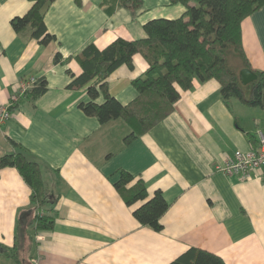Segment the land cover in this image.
I'll return each instance as SVG.
<instances>
[{
  "label": "crops",
  "instance_id": "0c3cea01",
  "mask_svg": "<svg viewBox=\"0 0 264 264\" xmlns=\"http://www.w3.org/2000/svg\"><path fill=\"white\" fill-rule=\"evenodd\" d=\"M111 3L50 2L44 22L54 38L42 45L29 29L16 33L10 24L31 2L0 0V107L8 105L10 113L0 126V155L14 152L15 142L39 163L50 195L44 213L52 215L50 229H26L31 240L17 249L20 264L34 257L39 264H168L191 247L225 264H264V169L246 179L218 170L236 150L257 146L264 107L224 101L217 80H194L167 117L126 145L123 122L101 124L80 108L90 99V83L67 86L82 72L75 55L88 44L102 49L117 37L142 38L146 21L184 11L173 0H142L134 12ZM241 33L251 68L264 72V4L242 20ZM147 66L135 54L132 68L110 74L108 92L128 103L137 95L132 80ZM40 77L47 82L43 94L12 100L21 80ZM121 169L141 178L149 195L162 192L168 207L161 230L134 217L135 205L115 186ZM30 193L15 167L0 169V244L8 252L18 218L29 219ZM0 264L17 263L0 251Z\"/></svg>",
  "mask_w": 264,
  "mask_h": 264
},
{
  "label": "trees",
  "instance_id": "16d2710c",
  "mask_svg": "<svg viewBox=\"0 0 264 264\" xmlns=\"http://www.w3.org/2000/svg\"><path fill=\"white\" fill-rule=\"evenodd\" d=\"M30 7L23 15L14 16L10 24L16 33L30 30V36L45 45L54 36L47 31L44 22L46 6L54 0H29ZM115 2L132 12L142 6V0H106ZM184 6L176 18L157 17L143 24L145 36L138 39L117 37L104 48L93 43L75 55L82 72L67 85L70 88L87 86L90 99L81 102L80 108L87 115L95 116L101 124L120 120L128 131L124 144L145 134L167 117L181 98V92L192 87L194 80L215 79L220 83L224 101L239 100L246 106L264 107V72L252 69L242 44V20L264 4V0H173ZM112 6L108 7L110 11ZM140 54L148 66L132 80L137 95L122 104L108 92L110 74L121 65L133 67V56ZM58 55H56V60ZM247 67L256 73L253 81L242 84L239 70ZM28 80V78L23 79ZM47 89L44 78H35L19 98L35 100ZM101 96L102 101L96 102ZM9 110V108H8ZM16 150L0 155V169L15 167L30 186L29 219L18 218L15 247L11 252L0 244V251L12 255L17 264L24 260L17 255L25 242L31 240L26 229L35 231L50 229L52 215L44 213L50 195L46 191L37 161L27 155L17 143ZM256 147V146H255ZM252 147V148H255ZM115 186L128 205H135L134 217L153 230L162 229L161 217L168 202L160 190L148 194L141 178L126 170L119 171ZM137 202H141L137 204ZM42 212V213H41ZM25 214V213H24ZM20 240V245H19ZM14 251V252H13ZM16 254V255H15ZM168 264H225L215 253L191 247Z\"/></svg>",
  "mask_w": 264,
  "mask_h": 264
},
{
  "label": "built area",
  "instance_id": "2783aa9c",
  "mask_svg": "<svg viewBox=\"0 0 264 264\" xmlns=\"http://www.w3.org/2000/svg\"><path fill=\"white\" fill-rule=\"evenodd\" d=\"M35 78L20 81L18 94L22 95L26 87L31 84ZM16 94L12 95V100L16 99ZM8 105L0 107V126L9 118ZM258 143L255 148H250L247 151L236 150L233 156L229 157L224 163L218 165V170L226 175H237L240 179L249 177L253 169H264V132L257 130ZM31 264H39V258L30 259Z\"/></svg>",
  "mask_w": 264,
  "mask_h": 264
},
{
  "label": "water",
  "instance_id": "95a60500",
  "mask_svg": "<svg viewBox=\"0 0 264 264\" xmlns=\"http://www.w3.org/2000/svg\"><path fill=\"white\" fill-rule=\"evenodd\" d=\"M257 75L252 71L251 69L247 67H243L239 70V79L242 82V84H247L254 79H256Z\"/></svg>",
  "mask_w": 264,
  "mask_h": 264
},
{
  "label": "rangeland",
  "instance_id": "374dc122",
  "mask_svg": "<svg viewBox=\"0 0 264 264\" xmlns=\"http://www.w3.org/2000/svg\"><path fill=\"white\" fill-rule=\"evenodd\" d=\"M42 213V212H41Z\"/></svg>",
  "mask_w": 264,
  "mask_h": 264
}]
</instances>
